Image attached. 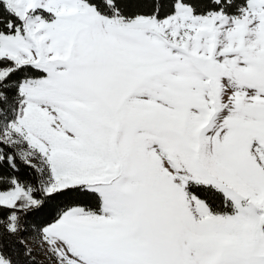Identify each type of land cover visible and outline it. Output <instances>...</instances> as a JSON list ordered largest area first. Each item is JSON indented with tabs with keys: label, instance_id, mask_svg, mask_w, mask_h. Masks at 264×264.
<instances>
[{
	"label": "snow or ice",
	"instance_id": "obj_1",
	"mask_svg": "<svg viewBox=\"0 0 264 264\" xmlns=\"http://www.w3.org/2000/svg\"><path fill=\"white\" fill-rule=\"evenodd\" d=\"M0 264H264V0H0Z\"/></svg>",
	"mask_w": 264,
	"mask_h": 264
}]
</instances>
